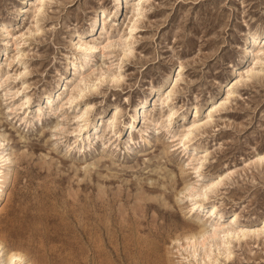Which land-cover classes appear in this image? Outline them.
<instances>
[{
	"label": "rangeland",
	"instance_id": "rangeland-1",
	"mask_svg": "<svg viewBox=\"0 0 264 264\" xmlns=\"http://www.w3.org/2000/svg\"><path fill=\"white\" fill-rule=\"evenodd\" d=\"M134 1L124 0L117 20L111 0H41L39 11L30 0L20 16L23 0H0V154H9L12 172L0 242L24 264H264V44L243 56L246 36L264 31V0H142L132 10ZM101 10L104 28L81 37L99 48L72 70L85 53L75 33ZM122 45L130 52L119 61ZM179 64L169 99L157 104ZM115 70L119 80H106ZM232 78L240 81L223 99ZM61 80L50 110L45 96ZM79 86L84 93L69 104ZM153 94L145 117L129 125L135 105ZM182 115L200 123L185 149L175 144L188 129ZM97 118L98 136L86 137ZM188 182L200 196L185 195ZM233 213L230 225L257 234L196 246L193 255L180 246L197 225L214 231Z\"/></svg>",
	"mask_w": 264,
	"mask_h": 264
},
{
	"label": "bare ground",
	"instance_id": "bare-ground-1",
	"mask_svg": "<svg viewBox=\"0 0 264 264\" xmlns=\"http://www.w3.org/2000/svg\"><path fill=\"white\" fill-rule=\"evenodd\" d=\"M35 1H36V3L34 4L35 5L34 10L39 11L40 7L37 6V3L41 0H34V2ZM141 1L142 0H135L133 3H131V9L132 10L140 9L141 4H142ZM29 2H30V0H23V2H21L20 8H19V12H20L19 16L22 14V11L24 9L23 6H26V4ZM123 4H124V0H111V6L113 8V15H114L113 17H115V19H117V20L124 13V9H123L124 5ZM136 6H137V8H136ZM138 6H139V8H138ZM135 15L136 14L134 13L133 16H135ZM106 16L107 15L104 13L103 10L98 11L91 18L90 23L85 30L77 31L75 33V37L77 38V41L75 43L76 44L75 47H77V48L82 47L81 49L85 53L83 54L82 61H80L78 64H76V63L71 64L70 67L72 70L75 69L78 71V70L86 67L88 62H89L91 53L97 51V49L99 48L98 47L99 45L91 44L90 41L82 40L81 37H83V36L87 37L90 35H94L98 30L104 28L102 21L104 18L106 19ZM132 19L133 18H131V20H129L130 23H128L127 26L131 27V25H134V22L131 23ZM125 39H126V36H125ZM262 44H264V31L261 33L255 32V33L248 34L245 38L246 47H245L244 53H243L244 58L247 60L250 55H253V53H252V47L253 46L257 47L258 45L260 46ZM109 46H110V41L108 40V41H106L105 44H103L101 46V49L107 50V48ZM128 47L129 46H126V45L120 46V50L118 52L117 60L121 61V60H123V58H126L128 56V54L130 52V50H128ZM262 49H264V48H262ZM260 50L261 49L259 47V49H257L256 52L254 53V56H257V54L259 53ZM4 51H5V46L0 49V56H2L4 54ZM117 67H120V65H117ZM175 68H177V70L175 72L173 71L169 77V83L172 82L171 86L168 85L169 87H165L163 89V91L165 90V92L163 93V91H162L161 96L156 97L159 101V103H157V104L164 105L167 102V100L169 99V97L172 93V90H173V86L176 84V82L178 80V74H180V72L182 70V65L179 64V65L175 66L174 69ZM246 71H247V69H246ZM104 76H105L104 73H99L96 75V77L94 79L96 81H102L104 79ZM237 76L240 77V75H238V74H237ZM119 77H120V71L119 70L106 71V78H107L106 80H108L109 82L116 83L119 80ZM62 79H63V77H62ZM81 79L82 78H80L79 80H76V78H74L71 80V82H76L75 85H77V83L79 81H81ZM61 81L63 82V80H61ZM239 81H240L239 78L238 79L232 78V79L227 81L226 84H228V83H230V84L225 89L223 99L228 98V96L232 92L231 89ZM62 82H59V81L57 82V86L54 89V91L52 92V96H45V103L48 104V107L50 108V110L52 109V104H51L52 97L54 95L56 97H58L60 94L59 92H60L61 87L64 88V86H65V82H63V83ZM75 85H74V87H75ZM16 91H18V89H16ZM156 91L158 92L159 90H156ZM83 93H84V88L82 86H79L77 89V93L75 95L72 93H69V95L67 97V102L69 104H71L78 97L82 96ZM153 96H154V94L149 96L147 99H145V101H142L138 106L135 105L133 113L130 116L131 120L129 119V123H130L129 125H133V123H135V122L138 123L141 119H143L145 117L144 111H146L147 107L149 105H151L150 101L152 102ZM28 97H29L28 95L23 96L24 100L21 102V104L26 103L29 99ZM145 98H146V96H145ZM222 102H224V101L219 102L218 105H220ZM89 107H91V106H89V103H87V106L84 108V110L81 112V114L79 116H81V117L85 116L86 114H84V112H85V110H88ZM116 109L117 108H115L114 111L112 112V114L110 115L111 116L110 122L108 124H106V126H108L109 128H111L113 126V118L115 117L116 113L118 112L117 111L118 109L117 110ZM213 110H214L213 108H210L207 111V113L205 114V116L209 115V111L211 113V111H213ZM175 112H176V109L174 107L167 109V111L164 114H162L164 121L166 122L170 118H172L174 116ZM196 112H197V109L195 108L192 115L195 116ZM184 117L185 116L182 115L181 119L179 121H180V124L182 127H185L186 123H189L187 125L188 129L183 128L184 130L179 132L177 138L175 139L176 140L175 144H178L180 146L183 145V148L185 149L186 145L184 144V142H185V140H187L189 138V136L191 134V129L197 127L198 125L200 126V123H197L198 120L195 118H191V120L189 122H186V121L184 122L183 121ZM163 118H162V120H163ZM158 121H159V123L162 122L161 120H158ZM154 122L158 123L156 119L154 120ZM99 124H100V118H97L95 121H93V123L89 124L88 125L89 127L85 133L86 137L89 135H92V136L96 135V137H97L98 136L97 134H98L99 129H100ZM84 125H85V121H83V123L80 124L81 127H84ZM171 136H173V135H171ZM2 144H3V138L0 137V148H1ZM201 158L202 157H199L197 159H201ZM259 158H260V156L257 157V159H259ZM9 163H10L9 154H6V153H5V155H4V153L0 154V177L2 178V179H0V198L3 197V195L6 191V188L10 185V183L12 181V172H11ZM3 166L5 167V169H3ZM192 168L197 169L198 167L195 166ZM212 183H215V182L203 184L202 188L205 189V188L209 187ZM194 188L195 187L190 182L185 183L182 187L184 192L186 191L185 195L190 194V195L195 196V197L200 196V193H199L200 191L197 192V189H194ZM180 193H183V191H181ZM201 205H202V202H197V200H195L193 202V207H198ZM215 210H216L215 204L209 206V208H207L205 210V212H207L205 214V216L209 217L210 215L215 213ZM226 219H227L226 222L223 219L221 221L217 220L215 222V224H217V226L215 227L214 231L206 229V227L203 225H201V226L197 225V227H199L198 229H196L195 231L188 232V233L183 235L184 244L181 243L180 246L183 248L192 247L191 253L193 255L195 252L196 246H201V245L205 244V245H208L210 247L214 245L218 248L219 243L223 240H227V237L234 238V239L238 240L239 237H241V236H245V235H249V234H252V235L257 234V229H246V228H242V227L237 229L235 226L230 225L236 219L235 213L229 215ZM219 235H221V236H219ZM219 237H221V239ZM177 239L178 238L176 237L175 240L177 241ZM207 252H208V249L206 248L203 251V255H207ZM201 258H203V256ZM21 262H22V256L20 253H18L17 251H14V250H10V249L4 250V245L1 244V242H0V264H20ZM22 264H24V262H22Z\"/></svg>",
	"mask_w": 264,
	"mask_h": 264
},
{
	"label": "snow or ice",
	"instance_id": "snow-or-ice-1",
	"mask_svg": "<svg viewBox=\"0 0 264 264\" xmlns=\"http://www.w3.org/2000/svg\"><path fill=\"white\" fill-rule=\"evenodd\" d=\"M261 159H264V157H262Z\"/></svg>",
	"mask_w": 264,
	"mask_h": 264
}]
</instances>
